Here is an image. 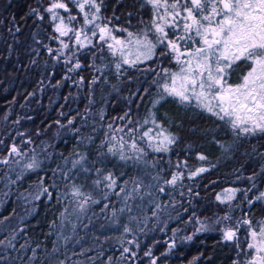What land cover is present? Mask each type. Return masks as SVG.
I'll list each match as a JSON object with an SVG mask.
<instances>
[{
    "label": "trees",
    "instance_id": "16d2710c",
    "mask_svg": "<svg viewBox=\"0 0 264 264\" xmlns=\"http://www.w3.org/2000/svg\"><path fill=\"white\" fill-rule=\"evenodd\" d=\"M48 3L0 0V160L10 161L0 163V240L4 241L0 264H150L151 257L144 255L149 249L157 264H233L243 260V253L237 255L236 241L223 240L221 229L235 226L245 217L253 222L264 219V199L255 200L264 192V133L237 137L195 102L182 104L174 97L153 109L150 101L158 93L153 80L162 84V69L178 68L171 56L157 55L136 67L123 65L118 73L115 63L119 57L99 42L98 35L89 33L93 44L100 46L77 52L82 67L68 72L75 63V58L65 63L69 50H63L60 59H55V51H47L60 47L50 39L58 34L43 11ZM33 8L40 10L43 20L31 12ZM69 8L78 16L72 26L79 27L82 15L73 4L69 3ZM58 11L67 17L64 10ZM100 15L112 18L110 27L135 33L153 19V9L145 0H104ZM115 33L126 37V33ZM61 39L71 43L67 37ZM248 68V64L237 62L230 76L240 77ZM81 77L83 83H74ZM93 77L99 79L90 83ZM149 110L156 113L162 128L179 137L167 152L148 147L147 138L140 141L143 131L153 128L150 135L156 139L152 143L159 142L157 132L161 129L151 122L128 133ZM126 112L129 118L119 119ZM119 127L123 131H118ZM132 136L145 148L146 155L140 160L130 149ZM13 143L23 155H9ZM121 145L128 159L120 158ZM197 154L207 160H199ZM33 156L40 166L28 169L25 166ZM20 157L22 162L17 163ZM74 161L80 163L73 167ZM198 167L209 171L189 179V173ZM175 172H182L183 179L174 186L165 185L164 180ZM109 174L116 180L114 188L106 187L110 181L104 178ZM250 176L254 179L249 180ZM96 180L101 184H94ZM133 180L141 182L137 192H132ZM74 186L82 196L73 195ZM228 187L251 191L247 198L237 192L231 202L217 201V194ZM128 192L132 195L125 201ZM79 203H84L83 210L77 207ZM225 214L231 220H219ZM196 216L211 227L195 232ZM125 225L133 231L124 233ZM186 236L192 239L184 240ZM246 236L245 227H241V248L247 247ZM172 239L175 247L169 251ZM9 240L13 247L8 246ZM125 244L136 252L134 258L129 259L127 253L121 257Z\"/></svg>",
    "mask_w": 264,
    "mask_h": 264
},
{
    "label": "snow or ice",
    "instance_id": "6c2138e0",
    "mask_svg": "<svg viewBox=\"0 0 264 264\" xmlns=\"http://www.w3.org/2000/svg\"><path fill=\"white\" fill-rule=\"evenodd\" d=\"M145 2L152 6L153 19L140 32L134 33L127 28L116 29L109 26L112 18L100 15L104 0H67V2L66 0H49L48 6L43 11L49 14L54 31L58 34L50 39L58 41L60 47L55 50L48 48L47 51L49 53L55 51V59H60L64 55L63 50H69V55L65 57V63H70L73 58H75V63L68 68V72L82 67L76 56L77 52L89 47L100 46L93 44L91 39L97 35L99 42L106 45L113 56L119 53V58L115 63L118 73L121 72L123 65L136 67L141 61L151 60L157 55L160 57L171 56L176 61L178 68L176 71L168 68L162 69L164 81L162 84L158 80H153L152 83L158 88L157 97L150 101L153 109L167 97H174L182 104L195 102L196 107L210 113L229 126L237 137L241 134L264 133V0H145ZM69 3L73 4L83 17V23L79 27L72 26L73 22L78 20V16L72 14ZM61 9L68 13L67 17L58 11ZM31 12L39 20L44 19V15L39 9L33 8ZM16 31L19 29L17 28ZM117 31L126 33V37H118L114 34ZM169 33H171V37ZM62 37H67L71 43L65 42L64 39H61ZM73 47H75V51H72ZM161 48L164 50L158 53L157 50ZM93 55H95L94 52ZM133 55L134 58H131ZM237 62L246 63L249 68L246 73L240 76L239 82L233 84L229 82L230 74ZM157 76H160V73H157ZM98 79L99 77H93L90 83H95ZM83 80L84 78L81 77L80 81H74V83H83ZM59 83L58 81L57 84ZM144 91L147 92L148 89H144ZM129 116L130 113L126 112L119 119L124 120ZM150 122L154 128L161 129L157 132L159 142L155 145L152 143L156 139L150 135L153 128L143 131L139 137L140 141L147 138L148 147L153 148L156 152L169 151V146L174 145L179 137L175 133L168 132L166 128H162L161 124L157 122L156 113L152 110H149L142 122H137V127H129L128 133H135ZM59 123L57 121V124ZM111 127L110 124L109 128ZM119 131H123V129H119ZM19 135H23V133ZM121 141H123V137H121ZM0 143L3 142L0 141ZM217 143L219 142L217 141ZM221 146L223 147V145ZM130 148L138 153L137 160L146 155L145 148L137 144L135 136H132ZM108 150L113 152L112 147ZM8 152L9 155H23L15 143L11 145ZM120 158H129L124 155L123 145H121ZM197 158L201 161L207 160L203 154H197ZM82 159L83 157H81ZM0 163L9 164L10 161L4 158L0 160ZM78 163L80 161H74L73 167ZM39 166V161L33 156L32 162L25 167L33 169ZM180 166L181 164L178 162L177 167ZM184 166L187 167L186 162H184ZM207 171L209 168L198 167L189 173L188 178L191 179ZM183 175L182 172H175L170 179L164 180V184L174 186L178 180L183 179ZM104 179L110 181L106 185L107 188L116 186V180L111 177V174ZM153 179H159V177H153ZM248 179L252 180L254 176H250ZM132 183L134 184L132 192H137L141 182L133 180ZM94 184L99 185L101 181L96 180ZM253 187H255L254 184ZM159 190L163 192L164 188L161 187ZM44 191L47 192V189ZM120 191L124 192L125 189L122 187ZM250 191V188L244 190L239 188L224 189V198L222 199L217 194L216 199L221 203L231 202L237 192H243L247 198V193ZM132 192H128L124 196L125 201L132 195ZM73 195L82 196L83 193L80 192L79 187L74 186ZM88 199L85 197V202ZM262 199H264V192H260L255 197V200ZM95 202L93 201V203ZM247 202L252 204L253 201L248 200ZM77 207L83 210L84 203H79ZM159 207L156 205V208ZM120 211H124V209ZM152 214L155 216L156 212L154 211ZM133 219L135 218L133 217ZM189 219L191 220L192 217ZM219 220H231V216L225 214ZM197 223L201 222L197 220ZM241 227H245L247 232L246 248H241L238 239ZM207 229L208 226L201 223V227L196 231ZM123 230L124 233L133 231L128 225H125ZM221 231L223 240L236 241V247L240 249L237 253L238 257L243 253L244 259L234 260L233 264H264V219L253 222L252 219L245 217L237 220L235 226H228ZM173 234L175 235V230H173ZM183 239L191 240L192 236H186ZM3 243L4 241L0 240V244ZM128 243L132 244L134 241H128ZM8 246H14L11 240L8 241ZM136 246L139 247L138 244ZM21 247L23 248L24 245ZM174 247L175 241L173 240L169 243V251ZM126 253L129 259L136 256V252L125 247L121 252V257L123 258ZM144 255L151 257L150 264H157V258L152 257L151 249ZM34 258L35 250H33L32 259ZM108 259L111 262L112 258ZM196 259V257L193 258V260ZM59 264H64V262L60 261ZM189 264H193V262L190 261Z\"/></svg>",
    "mask_w": 264,
    "mask_h": 264
},
{
    "label": "rangeland",
    "instance_id": "374dc122",
    "mask_svg": "<svg viewBox=\"0 0 264 264\" xmlns=\"http://www.w3.org/2000/svg\"><path fill=\"white\" fill-rule=\"evenodd\" d=\"M114 34L115 35H117L115 32H114ZM118 37H122V36H119V35H117ZM109 42H111V41H109ZM106 46V45H105ZM107 47V46H106ZM116 56H118L119 57V53H117V55ZM131 58H134V55H133V57H131ZM176 62V61H175ZM172 71H176V70H172ZM241 76V75H240ZM239 76L237 75V76H230V80H229V82L230 83H233V84H235V83H238L239 82ZM119 129H122V127H119ZM119 131V130H118ZM131 149V148H130ZM132 150V149H131ZM132 151H134V150H132ZM22 159H23V157H20V158H18L17 159V161H19V162H22ZM229 188H233V187H228V188H225V189H229ZM220 196H221V198L223 199L224 198V196H225V192H224V189L222 190V191H220L219 193H218ZM233 200V199H232ZM231 200V201H232ZM195 219H196V221L197 220H199L201 223H203V224H206L207 226H208V229L211 227V225L212 224H210V223H208V222H205L203 219H201V218H199L198 216H196L195 217ZM201 223H198L197 224V228H200L201 227ZM196 228V229H197ZM195 232H197L196 230H195ZM170 237L171 238H173V234L172 235H170ZM173 241V239L170 241V242H172ZM125 247H127V248H129L130 249V246H129V244H125L124 245V248ZM131 250V249H130Z\"/></svg>",
    "mask_w": 264,
    "mask_h": 264
}]
</instances>
